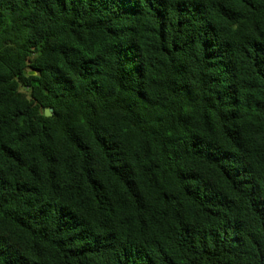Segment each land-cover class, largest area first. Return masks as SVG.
<instances>
[{
    "label": "trees",
    "instance_id": "obj_1",
    "mask_svg": "<svg viewBox=\"0 0 264 264\" xmlns=\"http://www.w3.org/2000/svg\"><path fill=\"white\" fill-rule=\"evenodd\" d=\"M0 264H264V0H0Z\"/></svg>",
    "mask_w": 264,
    "mask_h": 264
},
{
    "label": "water",
    "instance_id": "obj_2",
    "mask_svg": "<svg viewBox=\"0 0 264 264\" xmlns=\"http://www.w3.org/2000/svg\"><path fill=\"white\" fill-rule=\"evenodd\" d=\"M34 73L35 72H33V71L29 72V74H34ZM51 111H52V109H45L44 115L45 116H50L51 115Z\"/></svg>",
    "mask_w": 264,
    "mask_h": 264
}]
</instances>
